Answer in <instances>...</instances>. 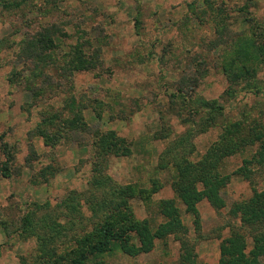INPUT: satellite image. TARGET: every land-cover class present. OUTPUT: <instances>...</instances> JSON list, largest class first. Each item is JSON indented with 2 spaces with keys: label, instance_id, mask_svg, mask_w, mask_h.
<instances>
[{
  "label": "rangeland",
  "instance_id": "obj_1",
  "mask_svg": "<svg viewBox=\"0 0 264 264\" xmlns=\"http://www.w3.org/2000/svg\"><path fill=\"white\" fill-rule=\"evenodd\" d=\"M25 2L0 7V264H33L38 244L48 243L45 252L53 247L50 231L20 232L34 205L38 219L47 214L64 225L79 222L74 230L80 235L97 221L88 203L116 197L110 190L128 186L144 192L139 196L145 198L126 199L136 220L155 231L165 221L159 203L173 200L181 226L176 235L156 239L148 253L132 257L116 250L103 264H192L182 258L185 247L194 264H218L221 241L233 233L249 250L264 222L243 227L231 208L264 193V0ZM50 24L67 35L50 59L78 44L83 61L94 59L96 66L63 79L45 62V81L39 77L35 87L43 95H36L25 89L33 64L19 56V45ZM208 103L221 111L208 117ZM46 118H53L51 126L43 125ZM71 118L78 123H62ZM39 124L47 138L37 132ZM97 129L124 138L131 154L101 160ZM227 132L248 141L218 165L228 178L223 205L204 199L196 218L172 191L177 166L201 161ZM256 133L262 139H254ZM95 176L102 179L96 188ZM72 198L79 214L62 205ZM61 239L59 252L72 244V238Z\"/></svg>",
  "mask_w": 264,
  "mask_h": 264
},
{
  "label": "trees",
  "instance_id": "obj_2",
  "mask_svg": "<svg viewBox=\"0 0 264 264\" xmlns=\"http://www.w3.org/2000/svg\"><path fill=\"white\" fill-rule=\"evenodd\" d=\"M206 2L209 4V0H206ZM25 3V0H0V7L3 9H17ZM135 22L136 27H138L139 21ZM64 37H67V35L62 33L59 27L55 24H50L35 32L34 35L27 37L19 45L21 47L19 56L23 55L28 61L31 60L30 64H33L31 75L27 76L28 79L23 78L27 91L32 92V94L35 93L36 95L43 93V91L37 90L35 87H37L36 80L39 77L44 78L45 81L46 77L42 72L43 66L41 65L45 62L51 63L52 71L59 74L60 78L63 79H70L74 73L79 71L94 69L96 66L95 60L93 59V62L91 59L86 62L83 61V54L80 52L82 50L79 49L78 44L74 47L71 46L69 51H63V59L60 56H55L54 60L50 59L54 50V55H56V50L60 47L58 40ZM84 42H87V39ZM20 75V73L15 74L14 77H19ZM43 84L45 85L44 82ZM182 86L184 84H181ZM176 92L178 95H183V90L180 88ZM178 95L175 94L171 97L176 98ZM206 109L208 110V117L211 115L210 113L216 112L217 110L221 111V109L215 108L213 103L206 104ZM51 119L53 118H46L43 125L47 123V125L51 126ZM62 123L72 127L78 122L76 119L71 118L67 119V121L63 120ZM43 128L39 124L36 130L47 138L46 130ZM95 132V146L98 149L96 154L101 160L108 157L129 156L131 154L130 145L124 138L118 137L114 131L101 133L97 129ZM233 135L227 132L222 137V140L213 146L198 163L192 164L186 162L180 167L177 166V175L171 183L172 191L175 197L185 206L186 211L196 218V205L204 199L214 206L223 205L221 190L225 186L228 178L227 176H221L219 174L217 171L218 165L223 157L233 153V150L236 148L232 147H236V145L242 147L248 141L246 138L240 139L238 138L239 136ZM254 136V139H262L259 133H256ZM235 139L238 141L237 144L233 142ZM7 148L8 146L3 144V149L5 151L7 150L9 154ZM260 151L264 152V141L261 142ZM259 154L261 155V152ZM93 170L99 173L101 168L97 166ZM2 171L4 175L8 174L7 164L3 166ZM240 171L245 172L247 170L243 168ZM244 177L248 178L246 172ZM93 181H95L92 183L95 188L101 186L99 184L102 181L100 176H95ZM143 193L135 187L128 186L119 191L110 190V195L117 194L116 197L113 196V198L107 199L105 196H102L100 201L93 200L89 202L90 211L93 214V218L95 217L94 219L97 221H94L95 225L91 231L80 235L74 230L77 225H80L79 222L75 224L76 222L71 219L64 225L60 222H55L52 218L50 220V215L47 214L38 219L36 218L38 213L37 207L34 205L35 208L31 211L27 210L28 212L22 217L20 221V232L24 234L28 230L34 232L35 229L50 231L52 237L50 238L51 244L49 245L53 247H48L46 250L48 253H46L44 250L48 243L41 242L38 244L37 253L39 256L33 264H103V258L116 250H119L127 256L135 257L141 253L150 252L156 239L165 240L169 235H176L180 229L181 222L179 221V211L173 200H165L159 203V213L165 221L155 231L151 230V227L146 221H138L135 219L126 203V199L142 197L139 195ZM263 195L264 193H255L246 205H234L231 208L232 215L239 217L241 226L248 227L252 226L255 222H264ZM146 198L148 200L149 196ZM62 205L71 214H79L77 208L78 203L75 202V199H67ZM67 237L72 238V244L70 246H64L61 252H59L57 250L59 241L61 242L63 240L61 238ZM247 248L248 246L242 236L236 233L231 234L228 238L221 241L218 264H264V232H259L254 236L252 238L251 248L249 250ZM184 250L185 253L182 256L184 261L194 264L191 261V249L185 247Z\"/></svg>",
  "mask_w": 264,
  "mask_h": 264
}]
</instances>
